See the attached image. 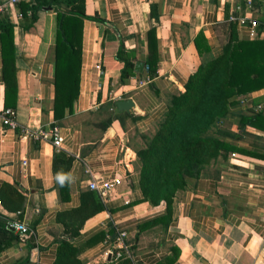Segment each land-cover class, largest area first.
<instances>
[{"label": "crops", "instance_id": "1", "mask_svg": "<svg viewBox=\"0 0 264 264\" xmlns=\"http://www.w3.org/2000/svg\"><path fill=\"white\" fill-rule=\"evenodd\" d=\"M36 1L42 7L25 30L29 19L0 0V21L13 26L16 106L10 109L18 128L58 126L63 146L56 151L47 141L0 126V215L28 228L0 253V264H55L62 240L77 248L73 264H112L104 238L90 239L99 231L111 233L114 225L128 233L133 264H264V131L241 121L264 115V89L240 97L210 130L234 150L204 166L199 178L175 194L166 225L139 228L165 208L142 201L134 150L144 143H132L134 135L154 134L171 97L199 66L221 54L231 26L241 40H264L260 34L249 38L247 27L231 21L244 17L264 24V0H85L89 19L82 23L78 94L72 110L58 111L56 118V11L43 5L50 0ZM151 28L158 56L152 78L145 67ZM201 33L209 50L199 54L195 39ZM1 50L0 39V110ZM119 50L133 64L134 74L124 81ZM137 62L144 64L141 72L135 71ZM128 99L130 111H118L115 103ZM57 176L68 186L66 193ZM108 181L118 185L105 196L93 190L104 211L72 237L60 214L80 205L81 194L92 191L90 183ZM3 185L16 188L18 198L6 197Z\"/></svg>", "mask_w": 264, "mask_h": 264}, {"label": "trees", "instance_id": "2", "mask_svg": "<svg viewBox=\"0 0 264 264\" xmlns=\"http://www.w3.org/2000/svg\"><path fill=\"white\" fill-rule=\"evenodd\" d=\"M56 11L55 30V90L54 116L56 112L72 110L78 94L80 71L81 30L85 14V0H50L43 4ZM18 13L29 19L25 30L32 27L41 4L36 0L29 4H17ZM30 15V17H27ZM94 18V17H93ZM92 18V19H93ZM91 19V18H90ZM0 39L2 43V75L5 82V108L14 109L16 103L15 61L13 55V26L0 21ZM199 34L195 45L199 54L207 52L208 46ZM149 55L145 61L146 72L154 77L157 70V40L154 28L147 32ZM119 50L116 58L124 63L120 80L133 75V64L125 60ZM264 89V40H241L237 38L234 26L231 35L223 46L221 54L205 65L199 66L188 78L184 90L171 97L167 109L157 125L154 134L145 138L144 146L134 150L138 167V188L142 201L153 207L164 206V213L145 221L139 226H154L168 223L175 194L185 189L187 184L199 178L204 166L210 164L222 153L234 150L225 141L209 135L213 126L227 118L236 108L240 97ZM131 119L134 120L133 117ZM111 118L108 119L109 123ZM244 125L264 131V115L241 118ZM63 161V160H61ZM68 186L61 184V193ZM6 197L18 198L16 188L3 185ZM12 197V198H11ZM7 207L5 202H2ZM105 206L93 191L81 194L80 205L60 214L70 235H79L85 220L104 211ZM24 235L8 228V220L0 215V253L6 251ZM105 238V232L99 231L90 240ZM77 248L73 243L62 240L59 243L55 264H73L76 262ZM23 264V263H17ZM112 264H133L122 258Z\"/></svg>", "mask_w": 264, "mask_h": 264}, {"label": "built area", "instance_id": "3", "mask_svg": "<svg viewBox=\"0 0 264 264\" xmlns=\"http://www.w3.org/2000/svg\"><path fill=\"white\" fill-rule=\"evenodd\" d=\"M31 3V0H8L7 4L17 5L21 2ZM5 4V6H7ZM2 8L0 6V12ZM19 17L22 15L19 14ZM231 21L237 22L239 25L247 27L248 37L257 38L260 35L264 36V24H260L255 20L246 19L240 17L238 19L231 18ZM14 110L10 108H5L0 110V126L3 128H8L10 130H18L19 132L28 135L37 140H44L49 142L56 151H60L63 146V138L60 135V128L56 125H52L48 128H38L36 131L30 132L27 128H18L15 119H14ZM118 185L117 181H108V182H92L89 184V189L96 191L100 196H105L111 190H114ZM125 205H128V202H125ZM8 228L19 234H27L28 228L18 222L17 220L8 221ZM114 234V237H113ZM128 233L125 229L119 228L117 225L113 226V231L111 233H106L103 245L105 249L108 250L110 255V262H117L118 260L125 258L132 261L130 254V245L127 244Z\"/></svg>", "mask_w": 264, "mask_h": 264}, {"label": "water", "instance_id": "4", "mask_svg": "<svg viewBox=\"0 0 264 264\" xmlns=\"http://www.w3.org/2000/svg\"><path fill=\"white\" fill-rule=\"evenodd\" d=\"M143 67H144V64L140 63V62H137L135 64V71H142L143 70ZM116 105V109L118 111H127L129 112L130 109L133 107V102L132 100L128 99V100H122V101H117L115 103Z\"/></svg>", "mask_w": 264, "mask_h": 264}, {"label": "rangeland", "instance_id": "5", "mask_svg": "<svg viewBox=\"0 0 264 264\" xmlns=\"http://www.w3.org/2000/svg\"><path fill=\"white\" fill-rule=\"evenodd\" d=\"M209 134H211V136H212L213 132L210 131ZM142 136L143 135H134L132 143L142 146L143 143H145V141H146L145 138ZM113 237H114V234H113ZM129 242H130V240L127 238V244L130 245L131 242L130 243Z\"/></svg>", "mask_w": 264, "mask_h": 264}, {"label": "clouds", "instance_id": "6", "mask_svg": "<svg viewBox=\"0 0 264 264\" xmlns=\"http://www.w3.org/2000/svg\"><path fill=\"white\" fill-rule=\"evenodd\" d=\"M57 179H58V181L61 183V184H63V179L61 178V177H59V176H57Z\"/></svg>", "mask_w": 264, "mask_h": 264}]
</instances>
